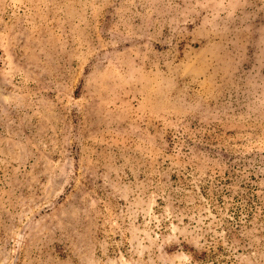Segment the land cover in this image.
Wrapping results in <instances>:
<instances>
[{"label": "rangeland", "instance_id": "obj_1", "mask_svg": "<svg viewBox=\"0 0 264 264\" xmlns=\"http://www.w3.org/2000/svg\"><path fill=\"white\" fill-rule=\"evenodd\" d=\"M0 264H264V0H0Z\"/></svg>", "mask_w": 264, "mask_h": 264}]
</instances>
